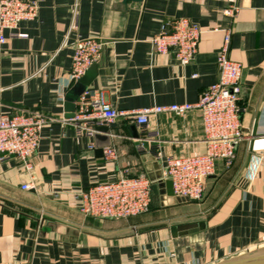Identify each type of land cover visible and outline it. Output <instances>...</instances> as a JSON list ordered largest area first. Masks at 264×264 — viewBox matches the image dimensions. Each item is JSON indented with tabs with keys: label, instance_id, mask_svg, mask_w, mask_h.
I'll list each match as a JSON object with an SVG mask.
<instances>
[{
	"label": "crops",
	"instance_id": "crops-1",
	"mask_svg": "<svg viewBox=\"0 0 264 264\" xmlns=\"http://www.w3.org/2000/svg\"><path fill=\"white\" fill-rule=\"evenodd\" d=\"M37 3L36 19L6 30L0 47V114H39L47 122L30 170L13 156L0 159V264H128L138 258L214 264L264 246V0H239L233 19L222 15L225 0ZM75 4L77 24L70 30ZM179 18L203 30L185 67L172 53L155 54L149 42L163 23ZM226 31L228 57L241 66L243 138L231 164L216 162L200 202L169 198L160 182L165 159L204 151L200 112L152 114L146 126L127 114L195 104L218 80L215 60ZM79 38L96 39L103 50L95 73L91 66L71 81ZM88 88L124 113L106 126L115 158L98 157L88 149L90 139L65 122ZM139 175L157 185V194L147 214L126 219L138 237L115 235L106 227L112 220L84 216L71 199L74 190Z\"/></svg>",
	"mask_w": 264,
	"mask_h": 264
},
{
	"label": "built area",
	"instance_id": "built-area-1",
	"mask_svg": "<svg viewBox=\"0 0 264 264\" xmlns=\"http://www.w3.org/2000/svg\"><path fill=\"white\" fill-rule=\"evenodd\" d=\"M222 15L235 18L240 11L239 0H225ZM39 11L37 0H0V47L6 44V30H14L24 21L36 19ZM76 4L73 7L70 30L76 28ZM202 28L186 18L167 21L157 35L150 39L155 54L172 53L180 66H187L197 53ZM25 38V34H18ZM230 34L225 32L223 46L216 55L218 80L206 88L195 104L171 105L161 108H144L128 112L138 125L146 126L152 114L171 112L183 116L196 108L201 115L204 133V151L200 154L167 157L160 182L171 181L173 198L200 202L206 191V182L213 175L217 161L231 164L236 148L243 138L239 100L241 95V66L228 57ZM103 43L96 39L79 38L72 47L70 80H80L91 66L101 59ZM76 110L65 122L75 127L79 137L91 141L96 128L112 124L124 115L103 100L102 93L85 89L78 97ZM39 114H0V159L13 156L25 170L31 169L30 158L39 147L41 130L46 124ZM142 149V144L138 146ZM107 158H115V151L103 150ZM160 159L161 154L157 153ZM262 160L257 161L260 164ZM153 182L145 175L120 177L115 181L93 184L86 189L71 192L73 203L87 217L99 220H126L145 214L152 202ZM27 186H23L26 189Z\"/></svg>",
	"mask_w": 264,
	"mask_h": 264
},
{
	"label": "water",
	"instance_id": "water-1",
	"mask_svg": "<svg viewBox=\"0 0 264 264\" xmlns=\"http://www.w3.org/2000/svg\"><path fill=\"white\" fill-rule=\"evenodd\" d=\"M126 1H141V0H126ZM91 70H93L95 73L96 65H93ZM93 144L96 155L98 157H102L103 150L111 146L108 127L102 126L96 128V132L93 134ZM161 184L162 186L165 187V195L169 198H173L171 181L166 180L164 182H161ZM152 192L154 194H157V185H152ZM214 264H264V246L256 247L253 250H248L244 253L216 262Z\"/></svg>",
	"mask_w": 264,
	"mask_h": 264
},
{
	"label": "rangeland",
	"instance_id": "rangeland-1",
	"mask_svg": "<svg viewBox=\"0 0 264 264\" xmlns=\"http://www.w3.org/2000/svg\"><path fill=\"white\" fill-rule=\"evenodd\" d=\"M148 212H146L145 214H147ZM145 214H143V215H145ZM131 225L132 224L130 222H128L127 220H112V221H108L107 222V226L106 227L108 229H113L115 235L116 234H122V235L123 234H126V235L131 234V235L134 236V238L138 237L141 232L139 231V229H136L134 227L130 228ZM143 246L144 245H142V247ZM164 247H165L164 248L165 250L168 249V245H165ZM169 258L172 259V256L170 255ZM148 261L149 260L147 258H138V259H135V260H129L128 264H150Z\"/></svg>",
	"mask_w": 264,
	"mask_h": 264
},
{
	"label": "bare ground",
	"instance_id": "bare-ground-1",
	"mask_svg": "<svg viewBox=\"0 0 264 264\" xmlns=\"http://www.w3.org/2000/svg\"><path fill=\"white\" fill-rule=\"evenodd\" d=\"M255 249V248H254Z\"/></svg>",
	"mask_w": 264,
	"mask_h": 264
}]
</instances>
